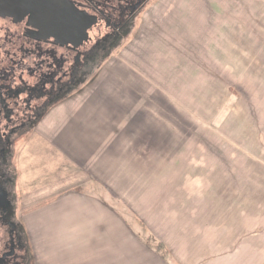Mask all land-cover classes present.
Listing matches in <instances>:
<instances>
[{"label":"rangeland","instance_id":"1","mask_svg":"<svg viewBox=\"0 0 264 264\" xmlns=\"http://www.w3.org/2000/svg\"><path fill=\"white\" fill-rule=\"evenodd\" d=\"M85 83L22 146L26 230L61 196H113L133 211L114 228L124 263L264 264V0H156Z\"/></svg>","mask_w":264,"mask_h":264},{"label":"flooded vegetation","instance_id":"2","mask_svg":"<svg viewBox=\"0 0 264 264\" xmlns=\"http://www.w3.org/2000/svg\"><path fill=\"white\" fill-rule=\"evenodd\" d=\"M53 1L57 15L38 10ZM154 1L0 0V264H36L19 212L22 146L54 105L82 92Z\"/></svg>","mask_w":264,"mask_h":264},{"label":"crops","instance_id":"3","mask_svg":"<svg viewBox=\"0 0 264 264\" xmlns=\"http://www.w3.org/2000/svg\"><path fill=\"white\" fill-rule=\"evenodd\" d=\"M50 139L54 140L55 137ZM61 139H63L62 135ZM49 146H52L53 151L55 150L56 153L63 150L66 155L68 149L73 150V147L58 149L54 148L55 146L53 147L52 144H49ZM58 146L60 147V145ZM70 154L73 157V154ZM51 155H54V153H51ZM76 156V161L72 159V166H76L77 174L72 175L68 180L82 179L83 182L84 167L79 166V163L82 162L83 164V150L78 149ZM79 167H81V174H78ZM69 172L70 170H67V174ZM112 205H118L116 198L113 196L104 195L98 198L80 192V194L61 196L50 203V206L33 212L30 219H33L35 223L27 227V231L35 254V261L38 260L36 264H118V262L120 264H131V262L124 263L125 256H117L120 250H117L118 242L115 235L117 229L114 230V228L118 226V228L127 232L128 229L124 223V225L122 224V221L124 222L123 216L127 217L128 221L131 220L133 216L132 206L127 201L120 203L117 209ZM119 210L121 211L118 212ZM111 226L113 229H110ZM203 235H206V237L212 236V228L211 230H205ZM212 242L213 239L209 242L207 238V241L205 240L203 244L195 246L196 249L200 248V251H203L202 248L205 247L210 249L213 246ZM226 246L223 247V245L217 244L216 250L220 252ZM92 249L98 254L96 261L83 260L79 263V258H83L86 253L91 256ZM216 250L214 252H217ZM227 257L228 255L218 253L215 257H209L210 259L203 257L202 260L189 261L184 258L180 259L181 257L177 258L174 255L172 263L160 260V264H229Z\"/></svg>","mask_w":264,"mask_h":264},{"label":"water","instance_id":"4","mask_svg":"<svg viewBox=\"0 0 264 264\" xmlns=\"http://www.w3.org/2000/svg\"><path fill=\"white\" fill-rule=\"evenodd\" d=\"M38 10L42 11L44 13H47V14H52V16L57 15V7H56V3L54 1L52 2V4L45 3L44 6ZM71 12H72V10H71ZM67 23L70 25L71 28L76 27V28L81 29V27L77 23H72V20L70 17L67 19Z\"/></svg>","mask_w":264,"mask_h":264}]
</instances>
